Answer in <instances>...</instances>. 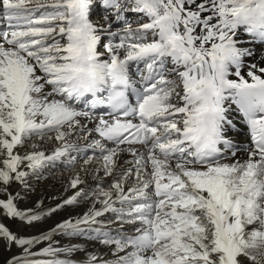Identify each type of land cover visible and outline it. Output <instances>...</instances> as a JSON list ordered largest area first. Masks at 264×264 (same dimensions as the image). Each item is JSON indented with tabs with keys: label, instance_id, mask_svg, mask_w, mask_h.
<instances>
[{
	"label": "snow or ice",
	"instance_id": "6c2138e0",
	"mask_svg": "<svg viewBox=\"0 0 264 264\" xmlns=\"http://www.w3.org/2000/svg\"><path fill=\"white\" fill-rule=\"evenodd\" d=\"M13 247L4 264H264V0H0Z\"/></svg>",
	"mask_w": 264,
	"mask_h": 264
},
{
	"label": "bare ground",
	"instance_id": "6f19581e",
	"mask_svg": "<svg viewBox=\"0 0 264 264\" xmlns=\"http://www.w3.org/2000/svg\"><path fill=\"white\" fill-rule=\"evenodd\" d=\"M102 9L100 8L99 4L97 3L92 12L90 13V16L95 19L101 14ZM246 125H240L238 127V130L235 134V140L238 142H245L246 140H250V137L247 135L246 132ZM59 176V173H57ZM68 179V174L65 173L62 177H60L59 180H53L49 179L46 182L41 183L40 185L37 186V191L36 193L31 197L29 202L27 204L21 203L20 207L21 208H27V207H32L33 202L37 199L38 196H58L60 192L62 191L61 189V182H66ZM19 187L18 183H13L11 185V188L9 189L10 192H15L16 189ZM45 204H48L49 201L45 199L44 201ZM87 208V205H82L78 208L69 209L68 211H73L74 213H82L85 209ZM67 213L65 211H61L55 216L51 217L47 221H41L40 224L37 225L35 228L28 229L27 231H23L22 234L25 236L32 235V234H37L41 229H47L49 226L53 225L54 222L58 221L61 217H65ZM6 223H8V227L13 230V231H20L19 224L16 221L6 219ZM57 239H60L57 237ZM77 260H79L81 257L77 255L75 257Z\"/></svg>",
	"mask_w": 264,
	"mask_h": 264
},
{
	"label": "rangeland",
	"instance_id": "374dc122",
	"mask_svg": "<svg viewBox=\"0 0 264 264\" xmlns=\"http://www.w3.org/2000/svg\"><path fill=\"white\" fill-rule=\"evenodd\" d=\"M5 220L3 222L6 224V226H8V223H6ZM17 252H18V249L16 247H13L10 252H5L3 250H0V264H4V261L7 258H10L13 254H15Z\"/></svg>",
	"mask_w": 264,
	"mask_h": 264
}]
</instances>
